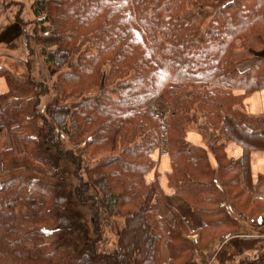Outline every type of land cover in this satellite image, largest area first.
Here are the masks:
<instances>
[{
	"label": "trees",
	"instance_id": "obj_1",
	"mask_svg": "<svg viewBox=\"0 0 264 264\" xmlns=\"http://www.w3.org/2000/svg\"><path fill=\"white\" fill-rule=\"evenodd\" d=\"M32 11L33 36L58 73L50 84L0 66V140L11 139L0 175L12 173L0 180V264H227L257 249L264 237L243 231L264 216L251 172L264 116L245 101L264 89V57L243 64L264 49V0H34ZM198 113L243 148L240 158L217 141L215 165L189 141ZM65 139L97 160L72 188L39 176L54 168L52 147L64 156ZM162 149L168 185L200 217L197 228L180 214L165 228L158 216L167 195L146 175ZM25 168L39 175L15 172ZM92 187L108 218L124 217L112 254L98 247L97 213L87 230ZM240 264H264V254Z\"/></svg>",
	"mask_w": 264,
	"mask_h": 264
},
{
	"label": "rangeland",
	"instance_id": "obj_2",
	"mask_svg": "<svg viewBox=\"0 0 264 264\" xmlns=\"http://www.w3.org/2000/svg\"><path fill=\"white\" fill-rule=\"evenodd\" d=\"M33 1L34 0H0V12L4 11L3 15L1 14L0 16L1 20L4 18L0 23V66L10 69L17 76L23 77L33 75L51 84L57 79L58 72L53 64L45 61L42 53V44L33 36L36 27V18L32 11ZM17 17H19L20 20H17ZM260 57H264V49L255 50L253 57L243 64V67L249 66ZM49 99H51V97L47 100ZM151 107L153 112L159 117H163L165 114V106L162 103L155 102ZM197 115V121L189 125V130L196 131L203 127V123L210 127L212 126L206 119L204 113H198ZM0 141V146L11 145V139H9L8 135L5 137L3 136ZM64 150V156H61L58 154L56 148L52 147L50 149L54 166L51 171H43L41 169L43 171L41 175L34 173L36 170L39 171L40 169L33 168L20 169L15 172H20L21 175L27 176L39 175L48 182L66 184L72 188L78 184L77 182L80 177H83V179L88 178V169L95 165L97 160L95 158L90 159L84 153L81 146L74 147L68 139L64 140ZM155 155L159 156V153L157 152ZM161 159L159 168L149 172L147 178H156L160 180L162 184L164 183L163 186L167 190H170L171 188L168 186L166 175V168L168 167L166 164H170L169 157L165 155L162 156ZM5 173L0 175V180L8 178V176L12 174ZM92 193L95 196L94 205L91 206L87 204L84 209L87 230L92 232L93 226L91 219L98 214L101 222V240L98 247L103 253L112 254L117 246L118 236L124 224V217L108 218L102 209L103 205L99 190L92 187ZM166 210L165 216L162 218V223L165 228H167L169 223L174 221L177 214L182 215L184 212L170 201L166 203ZM259 229L256 230L255 227H246L243 233L245 236L264 237V233H262L264 229ZM196 238L190 239L194 240ZM262 240V243L258 245L257 249L242 253L235 261L227 264H240L243 261L248 263L264 254V239ZM197 260L200 263L205 262L204 264H218L215 258L202 260L199 256ZM102 264H113V258L109 257V259L105 260Z\"/></svg>",
	"mask_w": 264,
	"mask_h": 264
},
{
	"label": "crops",
	"instance_id": "obj_3",
	"mask_svg": "<svg viewBox=\"0 0 264 264\" xmlns=\"http://www.w3.org/2000/svg\"><path fill=\"white\" fill-rule=\"evenodd\" d=\"M3 12L4 11L0 12V16H1V14L3 15ZM3 19L4 18H2V20ZM18 19L20 20L19 17H17V20ZM2 20L0 18V23L2 22ZM7 91H8V83L4 77H0V94L5 93ZM245 105H246L247 111L250 114L263 115L264 116V89L251 94L246 99ZM188 139L191 143H193L195 145H202V146L206 147L210 151L212 161L215 165H216V161H215L214 156H213V151H214V145L216 144L217 141H225V143L227 145L226 150L231 157L240 158L243 154V148L240 145L232 142L228 138L221 137L219 129L217 127H214V126L210 127L204 123H203V127H201L200 129H198L196 131L189 130L188 131ZM157 152L159 153V156L155 155V157L156 158L159 157V165H158V168H159L161 160H162L161 157L168 155V154L165 151H163V149L160 151H157ZM168 157H169V155H168ZM169 163H170V157H169ZM166 166H168L166 168V175H168V173L171 171V163L169 165L166 164ZM251 167H252V169H251L252 177H253V181L255 183V185H254V188H255L254 197L264 199V183H257L259 176L264 175V150L255 151L252 153ZM146 178H147V175H146ZM155 179H148L147 178L148 181H153ZM158 181L160 182V180H158ZM167 182H168V176H167ZM160 184L162 185V187H163V189L167 195L165 203L161 205L160 210H159L158 216H159L160 220L162 221V218L165 216V213L167 211L166 210V203L168 201H170V202L174 203L176 205V207H178L179 209L184 211L182 213V216L185 218L187 223L192 228L199 227L202 224V220L200 219V217L190 209V207L188 206L187 203H185L181 198L175 196L173 194L172 189L167 190L163 186L164 183L162 184V182H160ZM250 223L252 224V227H255L257 230V229H259V227H262V225L264 224V216L262 217V219L261 218L253 219V220H251ZM190 238H196L194 240H198L199 234L192 235V236H190Z\"/></svg>",
	"mask_w": 264,
	"mask_h": 264
}]
</instances>
